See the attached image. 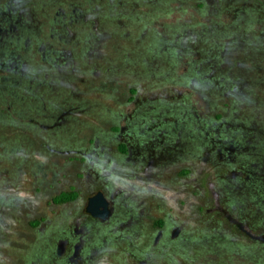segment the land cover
Returning <instances> with one entry per match:
<instances>
[{
	"label": "rangeland",
	"instance_id": "obj_1",
	"mask_svg": "<svg viewBox=\"0 0 264 264\" xmlns=\"http://www.w3.org/2000/svg\"><path fill=\"white\" fill-rule=\"evenodd\" d=\"M213 191L264 234V0H0V264H264Z\"/></svg>",
	"mask_w": 264,
	"mask_h": 264
},
{
	"label": "flooded vegetation",
	"instance_id": "obj_2",
	"mask_svg": "<svg viewBox=\"0 0 264 264\" xmlns=\"http://www.w3.org/2000/svg\"><path fill=\"white\" fill-rule=\"evenodd\" d=\"M119 130H121L119 128ZM122 151H126L127 152V146L123 145L121 147ZM209 187L211 189H213V183L209 184ZM72 191V190H71ZM66 192V191H63ZM61 192V193H63ZM77 193V197L75 199L72 200H67L61 203H58L54 200V198L56 196H54L53 198V202L55 204H68V203H72L75 202L79 195H78V191H75ZM102 193L105 200L107 201V205H106V214H103V216H94L91 212L88 211V204L90 199L99 194ZM213 197L216 201L215 206L211 209H208V211H213V210H219V211H223L224 215L235 225H237L241 231L245 232L247 235H249L251 238L256 239V240H262L263 239H257L255 238L256 236H261L264 238V234L262 235H255L251 229L247 228L244 224H242L240 221H238L237 219L231 217V215L229 214L228 211H226L223 207H221L220 204L217 203V198H218V194L213 191ZM104 207L100 206L99 210L103 213L104 212ZM113 207H112V200L110 199L109 196H107L104 191H97L96 193H94L92 196L89 197L88 199V203L86 206V214L88 215V219L89 221L94 220L97 222H102V223H106L109 218L110 215L112 213ZM41 222V221H40ZM156 224H157V235H156V239L155 241H158V239L161 237V235L163 234V227H164V221L162 219H158L156 220ZM88 227H90V225H88ZM88 227L82 226L79 223V220L77 219L75 221L74 226L72 227V229H70L71 233L65 237H62L61 239L58 240L57 245H56V249H55V259L58 261V264H86L87 260L90 256H88L85 252H84V243L86 241V237L88 236ZM179 232V228H174L172 231V237H175Z\"/></svg>",
	"mask_w": 264,
	"mask_h": 264
},
{
	"label": "water",
	"instance_id": "obj_3",
	"mask_svg": "<svg viewBox=\"0 0 264 264\" xmlns=\"http://www.w3.org/2000/svg\"><path fill=\"white\" fill-rule=\"evenodd\" d=\"M106 205L107 201L105 200L103 194L99 193L90 199L88 204V211L91 212L94 216H103V214H106L107 212ZM100 206L105 208L103 213L99 210ZM255 238L264 240V238L261 236H256Z\"/></svg>",
	"mask_w": 264,
	"mask_h": 264
},
{
	"label": "trees",
	"instance_id": "obj_4",
	"mask_svg": "<svg viewBox=\"0 0 264 264\" xmlns=\"http://www.w3.org/2000/svg\"><path fill=\"white\" fill-rule=\"evenodd\" d=\"M76 197H77V193L74 190H72L61 193L60 195L56 196L54 200L58 203H61L67 200L75 199Z\"/></svg>",
	"mask_w": 264,
	"mask_h": 264
}]
</instances>
